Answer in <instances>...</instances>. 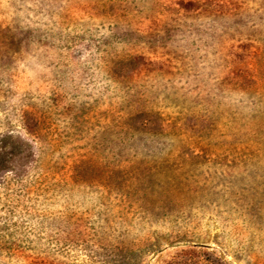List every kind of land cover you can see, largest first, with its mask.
Segmentation results:
<instances>
[{
	"label": "rangeland",
	"instance_id": "obj_1",
	"mask_svg": "<svg viewBox=\"0 0 264 264\" xmlns=\"http://www.w3.org/2000/svg\"><path fill=\"white\" fill-rule=\"evenodd\" d=\"M0 264H264V0H0Z\"/></svg>",
	"mask_w": 264,
	"mask_h": 264
}]
</instances>
